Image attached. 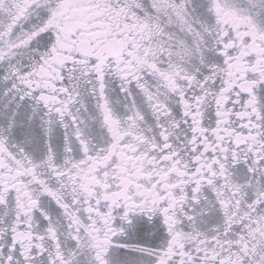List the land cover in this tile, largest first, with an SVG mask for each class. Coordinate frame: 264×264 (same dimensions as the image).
<instances>
[{"label":"snow or ice","instance_id":"6c2138e0","mask_svg":"<svg viewBox=\"0 0 264 264\" xmlns=\"http://www.w3.org/2000/svg\"><path fill=\"white\" fill-rule=\"evenodd\" d=\"M0 264H264V0H0Z\"/></svg>","mask_w":264,"mask_h":264}]
</instances>
